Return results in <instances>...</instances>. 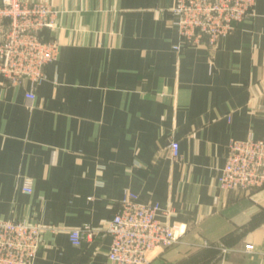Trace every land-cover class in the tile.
Returning <instances> with one entry per match:
<instances>
[{"label":"crops","instance_id":"crops-1","mask_svg":"<svg viewBox=\"0 0 264 264\" xmlns=\"http://www.w3.org/2000/svg\"><path fill=\"white\" fill-rule=\"evenodd\" d=\"M45 1L59 44L46 78L33 99L0 85V219L46 227L34 264H113L108 234L76 246L69 232L103 228L126 191L187 227L146 264H264V186H218L228 143L264 139V0L211 52L173 48L176 0Z\"/></svg>","mask_w":264,"mask_h":264},{"label":"built area","instance_id":"built-area-1","mask_svg":"<svg viewBox=\"0 0 264 264\" xmlns=\"http://www.w3.org/2000/svg\"><path fill=\"white\" fill-rule=\"evenodd\" d=\"M255 3L256 0H176L171 13L180 42L173 48L179 52L204 45L213 51L222 37L254 15ZM57 14L58 10L45 0H0L1 86L26 87V97L34 98L35 87L46 78V65L58 54L59 44L51 35ZM167 147L170 159L180 161L178 141L170 140ZM218 186L244 194L264 186V139L249 137L228 143ZM22 190L31 192L29 181ZM168 213L159 203L140 202L135 193L126 191L103 228L90 224L72 228L70 241L77 246L98 234H108L111 242L107 256L111 263L146 264L153 252L177 243L186 231L184 223L170 222ZM45 229L27 219H0V264H34ZM201 245L218 247L222 254L231 250L220 242L204 240ZM244 250L250 252L252 245L247 244Z\"/></svg>","mask_w":264,"mask_h":264}]
</instances>
